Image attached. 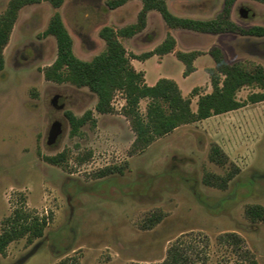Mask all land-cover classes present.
<instances>
[{"label": "rangeland", "instance_id": "rangeland-1", "mask_svg": "<svg viewBox=\"0 0 264 264\" xmlns=\"http://www.w3.org/2000/svg\"><path fill=\"white\" fill-rule=\"evenodd\" d=\"M9 1L0 0V13ZM168 1L174 10L184 7L185 14L203 19L216 16L224 2ZM140 5L129 0L110 9L106 0H64L54 7L42 0L20 9L0 71V233L16 207L46 217L47 225L32 242L27 237L10 242L0 252V264H241L247 257L264 264V219L253 220L246 212L249 205L264 206V101L183 124L131 153L135 133L121 110L122 92L112 112L99 113L97 96L88 87L45 78L57 42L43 31L55 12L71 33L77 56L90 60L106 47L101 28L134 22ZM233 7L239 25H264V2L236 0ZM169 28L154 10L144 32L121 40L128 52L141 53L161 42ZM174 33L177 49L207 52L219 44L230 63L264 65V37ZM133 60L146 70L149 84L161 76L179 81L193 110L198 101L193 85L201 84L200 94L212 90L201 69L184 77L177 58L162 65L155 58ZM207 60H199L205 69ZM257 90L242 88L238 98ZM140 105L145 111L147 100ZM67 109L79 116L91 109L96 123L71 135ZM53 128L59 129L56 138H51ZM214 143L228 157L224 165L210 159ZM63 151L62 164L46 160ZM109 167L114 171L103 175ZM208 174L227 177L226 186L207 183ZM231 232L240 235V244L223 237Z\"/></svg>", "mask_w": 264, "mask_h": 264}, {"label": "trees", "instance_id": "trees-1", "mask_svg": "<svg viewBox=\"0 0 264 264\" xmlns=\"http://www.w3.org/2000/svg\"><path fill=\"white\" fill-rule=\"evenodd\" d=\"M42 0H10L6 10L0 13V71L5 66L4 50L8 45L14 25L18 19L20 9L31 3ZM54 7H60L64 0H48ZM129 0H106L110 9L125 5ZM236 0H224L220 12L213 18H194L180 16L173 13L166 0H141L142 6L134 22L119 28L106 25L99 34L105 40L106 47L90 60L77 56L74 51V40L65 25L60 12H55L43 31V35H53L57 42L55 60L43 69L47 80L57 83H71L78 87L86 86L96 94L95 109L99 113L113 111V100L117 92H122L125 103L122 113L128 119L135 139L131 146V153L146 149L156 139L174 131L177 127L202 120L210 116L228 112L247 105L264 101V65L253 61H237L229 63L225 52L219 46H212L209 53L215 60V67L209 69L212 91L200 94L199 87H194L192 95H198L197 109H192V99L184 96L178 83L171 78H160L154 85L145 82L144 72L136 69L132 59L145 60L154 54L175 52L176 56L185 64L184 75L195 70L194 60L202 51L176 50V38L168 33L165 39L153 50L140 54L130 53L121 37H133L142 32L148 24V14L157 10L168 26L172 28H186L200 32L236 33L244 36L264 37V25L243 27L232 20L231 11ZM264 2V0H257ZM245 87L258 88L252 91L246 99L238 98V92ZM147 100L146 110L142 111L141 101ZM71 129V135H78L81 127L88 122L96 123L93 110L89 109L82 115H76L72 110H65ZM66 159V152L46 156V160L62 164ZM210 159L224 165L228 157L217 143L210 151ZM114 168L102 170L105 175ZM218 180L220 187L227 184V177L208 174L206 182L209 184ZM215 181V182H216ZM247 215L253 220L264 219V206L249 205ZM47 225L46 217H41L31 210L16 207L12 214L3 220L0 233V252L5 253L10 242L27 237L29 242L44 234ZM223 237L232 245L242 242L237 233H226ZM245 260V259H244ZM259 264L253 257H247L245 263Z\"/></svg>", "mask_w": 264, "mask_h": 264}, {"label": "crops", "instance_id": "crops-1", "mask_svg": "<svg viewBox=\"0 0 264 264\" xmlns=\"http://www.w3.org/2000/svg\"><path fill=\"white\" fill-rule=\"evenodd\" d=\"M141 1V0H140ZM167 1V4H168V6H169V8H170V10L173 12V13H175V14H177V15H180V16H189V17H193V16H191V15H187V14H185L186 12L185 11H187V10H185V8L184 7H182V6H184V4H182V8L180 9H178V10H174L173 9V7L171 8V5H170V2L168 1V0H166ZM224 3V2H223ZM124 6V5H123ZM141 6H142V2H141V5H140V8H141ZM234 6V5H233ZM223 7V6H222ZM222 9V8H221ZM220 9V10H221ZM233 10H234V7L232 8V11H231V18H232V20L234 21V19H233ZM152 11H154V10H151L150 12H149V14H148V22H149V16H150V14L152 13ZM157 11V10H156ZM220 12V11H219ZM218 12V13H219ZM161 15V14H160ZM215 17V16H214ZM194 18H197V17H194ZM211 18H213V17H211ZM207 19V18H206ZM236 22V21H235ZM237 23V22H236ZM147 26H148V24H147ZM170 27V26H169ZM147 28V27H146ZM145 28V29H146ZM145 29L142 31V32H144L145 31ZM174 30H190V29H186V28H172V27H170L169 28V32L168 33H171L175 38H176V41H177V44H176V50H181V51H191V50H199V49H183V48H181V49H177V47L180 45V41H179V39L177 38V36H176V34L174 33ZM191 31V30H190ZM193 31H195V30H193ZM142 32H140V33H138V34H141ZM199 32V31H198ZM167 33V34H168ZM204 33H208V34H219V33H215V32H204ZM226 33H231V32H226ZM138 34H136V35H138ZM167 34H166V36H167ZM234 34H236V33H234ZM237 35H239V34H237ZM165 39V38H164ZM163 39V40H164ZM162 40V41H163ZM161 41V42H162ZM161 42H159L158 44H160ZM157 44V45H158ZM156 45V46H157ZM219 46L224 52H225V50L219 45V44H213L212 46ZM155 46V47H156ZM211 46V47H212ZM155 47H153L152 49H149V50H146V51H150V50H153ZM210 47V48H211ZM209 48V49H210ZM209 49H208V51L207 52H204V51H202V50H200V51H202V53L199 55V56H197V58L194 60V66H195V70L194 71H192L189 75H187V76H185L184 75V70H185V64H184V70H183V76L184 77H187V78H190L192 75H194L196 72H198L200 69L204 72V73H206V74H208V76H209V79H210V74H209V69L210 68H214L215 67V65H216V63H215V60H214V58L212 57V55L209 53ZM146 51H143V52H146ZM143 52H141V53H143ZM135 54H140V53H135ZM209 55L213 58V60H214V64H212V62H211V60H210V58H209ZM225 56H226V52H225ZM168 57H172V58H177V59H179L177 56H176V54H175V52L173 51V52H168V53H165V54H162V55H160V54H154V55H152V56H150V57H148V58H146L145 60H141V61H146V60H148V59H152V58H155V60L158 62V64H160V65H162V64H164L165 63V61H166V59L168 58ZM202 57H206V58H208V60H207V62L209 63V65H208V68L207 69H205V67L204 66H202L203 64H199V60L202 58ZM133 59H136V58H133ZM132 59V63L134 64V66L136 67V69L137 70H139V71H143L144 72V77H145V82L147 83V84H149L148 82H147V79H146V70H144V69H139V68H137V66H136V63H135V61ZM226 59H227V56H226ZM137 60H139V59H137ZM180 60V59H179ZM227 61H228V59H227ZM205 62V61H204ZM229 62V61H228ZM203 63V62H202ZM230 63V62H229ZM164 76H161V77H159L158 79H156L155 80V82H153L152 84H149V85H154L160 78H163ZM166 78H171V77H166ZM171 79H174V78H171ZM177 83H178V85H179V87L181 88V90H182V93H183V95L184 96H187V94H185L184 93V89H183V87H182V85L179 83V81H177L176 79H174ZM206 80L208 81V79L206 78ZM210 84H211V79H210ZM194 87H199L200 88V86H201V84L200 83H197V84H195V85H193ZM212 86V85H211ZM193 87V88H194ZM192 88V89H193ZM212 90H208L206 93H208V92H211ZM201 94H205V93H201ZM198 96V95H197ZM260 102H262V101H260ZM257 103V102H256ZM192 105V104H191ZM234 110H236V109H234ZM234 110H230V111H228V112H232V111H234ZM228 112H225V113H228ZM221 114H223V113H221ZM221 114H216V115H213V116H218V115H221ZM213 116H210V117H213ZM210 117H208V118H210ZM208 118H205V119H208ZM204 120V119H203ZM180 127V126H179ZM178 128V127H177ZM176 128V129H177ZM175 129V130H176Z\"/></svg>", "mask_w": 264, "mask_h": 264}, {"label": "water", "instance_id": "water-1", "mask_svg": "<svg viewBox=\"0 0 264 264\" xmlns=\"http://www.w3.org/2000/svg\"><path fill=\"white\" fill-rule=\"evenodd\" d=\"M50 134H51V138H56L57 135L59 134V129H55V128H53V129L51 130Z\"/></svg>", "mask_w": 264, "mask_h": 264}]
</instances>
